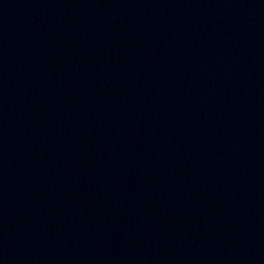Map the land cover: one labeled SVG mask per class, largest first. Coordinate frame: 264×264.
<instances>
[{
	"label": "water",
	"instance_id": "1",
	"mask_svg": "<svg viewBox=\"0 0 264 264\" xmlns=\"http://www.w3.org/2000/svg\"><path fill=\"white\" fill-rule=\"evenodd\" d=\"M0 264H264V0H0Z\"/></svg>",
	"mask_w": 264,
	"mask_h": 264
}]
</instances>
